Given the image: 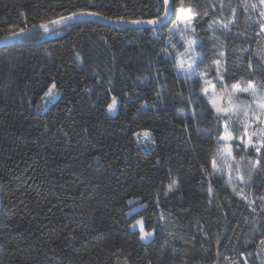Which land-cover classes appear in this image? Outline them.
Returning <instances> with one entry per match:
<instances>
[{
	"label": "trees",
	"instance_id": "obj_1",
	"mask_svg": "<svg viewBox=\"0 0 264 264\" xmlns=\"http://www.w3.org/2000/svg\"><path fill=\"white\" fill-rule=\"evenodd\" d=\"M170 4L158 28L66 22L0 47V264H264V148L239 149L245 129L232 119L243 160L227 167L224 120L203 91L206 77L220 85L215 60L229 88L264 90V4ZM81 12L145 21L165 4L0 0V38ZM187 39L204 77L181 73Z\"/></svg>",
	"mask_w": 264,
	"mask_h": 264
},
{
	"label": "snow or ice",
	"instance_id": "obj_2",
	"mask_svg": "<svg viewBox=\"0 0 264 264\" xmlns=\"http://www.w3.org/2000/svg\"><path fill=\"white\" fill-rule=\"evenodd\" d=\"M183 2V0H182ZM168 3L169 0H164L165 4V17L168 14ZM261 4H264V0H260ZM253 8L256 7V5H252ZM180 11L183 13V15L187 18L186 19V30L187 26L191 24L192 17L188 14V10L185 8L181 7ZM80 15H91V16H97L98 13L95 12H81V13H72L69 16H61L56 20L48 21L45 23H42L39 25L40 28H43L45 32L49 30V25L50 24H61V23H66L67 21H71L75 19L77 16ZM207 15V13H205ZM261 16H264V12L260 13ZM164 19V17H160L157 20H149L146 21V23L149 24H156L160 22V20ZM131 23L134 24H139L142 23L141 21H131ZM261 28L264 29V22H261ZM33 27H36V25H33ZM224 28H228V24L223 25ZM26 29L21 28L19 30V33H24ZM194 31V29H193ZM19 33H13V35H17ZM183 35V33H182ZM197 44L196 40H188L187 45L188 48L186 49V52L188 50L193 49V47ZM166 51V50H165ZM183 55V54H181ZM221 56L223 53L220 54ZM191 60V63L188 64L187 66V74L188 77L191 78L193 75H203V73H198L196 72V69L194 67L196 63L197 56L193 55L189 57ZM178 66L181 69H184V60L179 59L177 61ZM218 68V74H219V66H220V61L215 60L213 61ZM221 88L220 91L217 93L215 90L213 91L212 95L209 97L210 103L212 105V108L215 110L217 113V119H223L224 120V136L221 137L222 140L229 142L234 139L232 133L230 132V121L232 120L233 116L239 117L243 116L244 119H241L239 122L244 126V133L240 137L241 143L243 144L244 148H252L254 149L257 153L261 152V149L264 148V127H258L251 133L247 131L248 128V117L249 114L251 113V117L254 122L258 123L259 125H264V94L258 93L257 87L249 81L246 87H241L239 83H233L231 84L230 88L228 85L224 83V77L221 75L219 77ZM207 83V82H206ZM55 88V84L52 85L48 89V92L45 93L46 96L51 95L53 93V89ZM213 88L215 89V85H213ZM204 93L207 95L208 89L204 88L203 89ZM241 93H246L252 97V102L249 103L246 100H241L240 99V94ZM117 101L116 98H112V103L108 105V110L113 111L115 108ZM138 136L140 135L139 133L137 134ZM145 138H150L151 133L149 132H144L143 133ZM244 136H247V141L244 140ZM253 137L256 138L257 142L259 143V146H257V143L253 142ZM223 151L225 153L224 155V163L227 167L231 168L232 163H235L237 167L241 166V161L243 160V157H241L240 160H236L235 157L233 156V147L231 143H225ZM261 159H264V157H261ZM252 168H255L258 164H260V160H256L255 162L249 161L248 162ZM213 167H216L215 161H213ZM240 180H243V177H237ZM255 211V209H253ZM138 225H140V232H141V239H147L152 235L151 232H146L144 230L143 226V221L138 220L136 221Z\"/></svg>",
	"mask_w": 264,
	"mask_h": 264
},
{
	"label": "rangeland",
	"instance_id": "obj_3",
	"mask_svg": "<svg viewBox=\"0 0 264 264\" xmlns=\"http://www.w3.org/2000/svg\"><path fill=\"white\" fill-rule=\"evenodd\" d=\"M186 17L184 16V18H183V21L180 23V25L178 26V29H180L181 30V33H183V35L186 37V35L187 34H190V29H191V24L190 25H188L187 26V30H186ZM190 40V39H189ZM188 41V39L186 40V42ZM186 48H188V45H187V43H186ZM188 51H191V52H194V50L193 49H191V50H188ZM196 55V54H195ZM181 56V59H183L184 60V69H181V73L183 74V75H186V76H188V74H187V66H188V64L189 63H191V60L189 59V57H191V56H189V54L186 52V54L185 55H180ZM193 56V55H192ZM197 60V59H196ZM194 67H195V69L196 70H198V67H197V64L195 63V65H194ZM197 72V71H196ZM220 74V73H219ZM219 74H217L216 75V79L219 81V83H220V80H219V77L221 76V75H219ZM193 76H195V75H193ZM192 76V77H193ZM203 77H204V75H202ZM207 82V83H206ZM213 85H215V89L213 88ZM255 85V84H254ZM247 85H244V86H241V87H246ZM256 87H257V89H258V93H260V94H264V90L260 87V86H258V85H255ZM204 88H207L208 89V93H207V95L205 94V96H206V98L209 100V97L212 95V93H213V91L215 90L217 93L220 91V88H221V84L220 85H218V82H216V81H210L207 77H206V80H205V87ZM56 90V88H54L53 89V93L51 94V95H48V96H46V99L48 100V104L47 105H49L50 103H52L53 101H55L58 97H59V92H57V91H55ZM240 99L241 100H246V101H248L249 103H251L252 102V97L250 96V95H248V94H246V93H241L240 94ZM209 102H210V100H209ZM211 104V103H210ZM212 106V105H211ZM107 112L109 113V114H111V115H115L117 112H118V102L116 103V105H115V108H114V110L113 111H109L108 110V108H107ZM232 119H235V120H237L238 122L241 120V119H244V117L241 115V116H239V117H236V116H233L232 117ZM239 125H242V124H240V122H239ZM258 127H264V125H259L258 123H256V122H254L253 121V119H252V117H251V113L249 114V117H248V128H247V131L249 132V133H251L252 131H254L256 128H258ZM230 132L232 133V135H233V137H234V139L232 140V141H229V142H226V141H224V140H222L223 141V145H225V143H231L232 144V147H233V149L236 147V141L238 140V138H237V136H236V134H235V132H234V130H233V127L230 125ZM225 134V133H224ZM224 134H223V136H224ZM244 140L245 141H247V136H244ZM240 141V143H241V140H239ZM253 142L254 143H257V146L259 145V143L257 142V140H256V138L255 137H253ZM239 149H244L245 151H249V150H251L252 148H244V146H243V144L241 143V146H240V148ZM224 155H225V153H224ZM134 228H137V229H139L140 230V225H138L137 223H135L134 224ZM144 230L146 231V232H148L145 228H144ZM152 233V235L150 236V237H148L147 239H143L145 242H147V241H149V240H151L152 238H153V232H151Z\"/></svg>",
	"mask_w": 264,
	"mask_h": 264
},
{
	"label": "water",
	"instance_id": "obj_4",
	"mask_svg": "<svg viewBox=\"0 0 264 264\" xmlns=\"http://www.w3.org/2000/svg\"><path fill=\"white\" fill-rule=\"evenodd\" d=\"M167 7L169 9L167 16L165 17V13H164L161 16V17H164V19L160 20V22H158L156 24L146 23V21H149V20L141 21L142 23H139V24H134V23H131V21L107 19V18L101 17L99 15H97V16L80 15V16H77L75 19H73L71 21H67V22L96 21V22H99V23H103V24H105L107 26L117 27V28H147V27L158 28V27H160L162 25H165L168 21H170V19L172 17V9H171L170 0H169V3H168ZM157 19H153V20H157ZM62 24H64V23H61V24H50L49 25V30L46 33L49 34L55 27H57L59 25H62ZM36 29L44 30L43 28L37 27V28H33V29H30V30H27L24 33H28L30 31H33V30H36ZM24 33H19L17 35H10V36L4 37V38H0V47H4V46H7V45H10L21 34H24Z\"/></svg>",
	"mask_w": 264,
	"mask_h": 264
}]
</instances>
